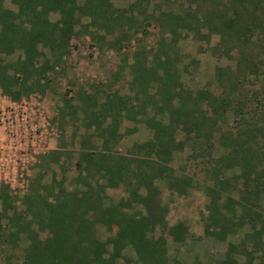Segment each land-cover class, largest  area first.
Returning <instances> with one entry per match:
<instances>
[{"label": "trees", "instance_id": "16d2710c", "mask_svg": "<svg viewBox=\"0 0 264 264\" xmlns=\"http://www.w3.org/2000/svg\"><path fill=\"white\" fill-rule=\"evenodd\" d=\"M10 1L16 12L0 0V89L15 103L44 94L71 38L82 32L93 43L111 38L113 50L127 48L134 34L145 33L151 25L163 36L150 62L142 51L133 53V97L115 91L99 103L96 97L83 100L81 109L64 100L61 118L70 115L74 123L79 110L83 126L94 128L102 139L100 152L79 154L73 183L80 188L67 191L56 179L41 186L39 176L19 198L0 183L4 263L117 264L130 250L135 264H181L169 258L167 239L155 232L161 228L173 242L183 243L188 227L183 222L166 227L167 206L154 182L166 181L185 194L191 180L176 175L169 164L175 152L188 149L193 159L211 163L212 183L205 186L212 197L206 234L224 240L245 225L251 230L215 264H264V0H187L179 3L178 11L162 7L175 5L174 0H137L129 14L110 0ZM54 13L59 17L51 21ZM83 18L88 23L82 24ZM182 32L207 44L218 36L210 47L212 55L232 63L215 69L219 93L184 88L177 68L181 55L173 41ZM165 34L172 37L168 43ZM17 51L21 54L15 61H5ZM122 73L119 67L117 75ZM148 108L152 116L143 119ZM165 116L166 124L158 119ZM124 120L144 122L154 132L152 139L131 148L132 156L113 152L123 137L119 130ZM215 142L223 150L217 157ZM62 155L61 149L39 155L37 164H59ZM122 184L127 197L106 204V190Z\"/></svg>", "mask_w": 264, "mask_h": 264}, {"label": "rangeland", "instance_id": "374dc122", "mask_svg": "<svg viewBox=\"0 0 264 264\" xmlns=\"http://www.w3.org/2000/svg\"><path fill=\"white\" fill-rule=\"evenodd\" d=\"M83 1L77 0L79 4ZM135 1L137 0H110L113 7L124 9L127 14H129L130 5ZM174 1L175 5H163V9L170 8L178 11L179 3L183 1L186 3L187 0ZM3 6L17 11V7L10 0H3ZM58 17L56 13L51 14L50 20L56 21ZM88 21L87 18H83L81 22L86 24ZM78 29L79 26L76 27L77 31ZM159 29L157 25H151L146 28L145 33L134 34L127 48L121 50H113L109 47L108 42L111 39L109 37L105 38V41L93 43L91 36L82 32L71 38L68 54L57 63L55 70L58 74L50 73V86L44 94L33 93L21 102L15 103L10 101L0 89V183L9 185L12 194L19 198L27 192L30 183L39 176H41L39 179L41 186L56 179L63 182L67 191L80 188L77 183H73L78 175L75 163L78 161L79 154L81 151L100 152L102 139L97 136L94 128L86 129L83 126L84 116L79 110V118L74 123L70 115L61 118L60 112L64 100H70L75 109H81L83 100L96 97L99 103L105 99V94L115 91L124 97H133L129 69L133 63V53L142 51L150 62L154 49L157 48L163 36ZM99 33L103 34L102 31ZM202 33H205V30ZM171 38L168 34L163 37L166 43L170 42ZM173 41L181 55L177 68L184 88L191 92L207 89L212 93H219L215 69L225 65L232 66V63L212 55L210 47L218 42V36H213L207 44L203 40H196L191 33L182 32ZM45 51L47 58L52 59L51 54ZM20 54L17 51L4 59L12 63ZM119 67H123V73L117 75ZM153 86L156 85L153 84ZM147 111V116L143 119L152 116V110L148 108ZM138 118L142 119V116ZM158 119L164 124L168 120L167 116ZM231 123L232 120L229 118V124ZM119 131L123 137L113 152L120 155H131L130 151L134 145L142 144L152 139L154 135L153 130L149 129L144 122L136 123L132 120H124ZM215 143L217 146V142ZM57 149H61L63 153L59 164L52 162L49 166L37 164L39 155L48 154ZM216 151L213 157L223 153L218 146ZM203 162L198 158L193 159L188 149L174 153L169 165L175 170L176 175L182 174L191 180V187L185 194L179 195L175 189L168 186L166 181L154 182L162 203L167 206L166 227H171L178 222H183L188 227L183 243L173 242L161 228L155 232L156 235H164L167 239L169 258L181 264H215L224 258L229 245L239 243L244 234L251 231L245 225L234 234H226L224 240L206 234L205 224L210 214L209 204L212 197L207 195L205 186L211 185L212 180L209 172L211 163ZM232 173L233 171H230L227 175L231 176ZM126 188L127 186L122 184L117 189H107L105 194L108 199L105 203L116 202L127 197ZM144 192V190L140 191L142 194ZM232 197L236 199L237 193L234 192ZM237 215L239 216L240 212ZM99 231L100 236L105 239L104 230ZM124 256L127 259H119L117 264H135L136 256L132 251L126 250ZM238 261L244 262L240 257ZM0 264H5L1 252Z\"/></svg>", "mask_w": 264, "mask_h": 264}]
</instances>
